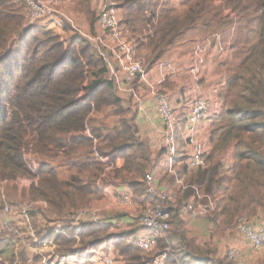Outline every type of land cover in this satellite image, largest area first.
<instances>
[{
  "label": "trees",
  "instance_id": "1",
  "mask_svg": "<svg viewBox=\"0 0 264 264\" xmlns=\"http://www.w3.org/2000/svg\"><path fill=\"white\" fill-rule=\"evenodd\" d=\"M71 1L86 20V31L95 37L99 9L94 8V0ZM113 1L121 28L148 71L162 64L187 33L199 27L208 30L219 20L220 12L216 11L223 5L232 14L220 18V28L244 20L248 28L245 37L236 38L229 46L236 62L229 65L222 61L219 66L226 78L217 92L221 107L209 119L212 151L205 158L212 165L197 172L186 166V105V111L178 113L173 166L180 180L215 198L213 221L223 228L232 226L243 214L264 211V0H181L179 7L173 0ZM23 9L21 0H0V181L30 180L24 199L46 203L58 218L70 217L104 200L102 186L117 183L127 185L136 201H151L145 177L156 168L152 148L140 137L135 116L130 117L116 78L110 76L106 57L66 22L62 23L66 38L46 23L23 32ZM162 86L173 84L167 79ZM109 109L120 118L119 125L110 130L98 126L94 118ZM88 128L92 136L87 134ZM230 147V168L222 162L214 164V158ZM83 149H91L97 156L74 164L72 168L78 173L62 179L53 164L71 159ZM28 155L38 157V168L33 170ZM168 155L167 145L157 153L160 158ZM84 173L89 174L86 180ZM161 181L178 190L174 177L165 175ZM193 194L190 189L180 200ZM185 222L179 210H172L170 224L175 231L168 237L173 250L168 264H181L179 251L190 247L183 231ZM45 229H37L39 238L53 241L60 256L98 251L107 243L114 247L116 260L125 264H142L153 258L138 247L134 231L113 235L109 224L66 222L60 226L58 220H52ZM171 239H176L178 248ZM12 246L0 240L1 264H42L40 256L30 258L25 251L15 258ZM167 246V241L160 239L158 253ZM6 255L13 256L8 259ZM198 257L210 261L206 256ZM217 262L236 264L228 258Z\"/></svg>",
  "mask_w": 264,
  "mask_h": 264
},
{
  "label": "built area",
  "instance_id": "2",
  "mask_svg": "<svg viewBox=\"0 0 264 264\" xmlns=\"http://www.w3.org/2000/svg\"><path fill=\"white\" fill-rule=\"evenodd\" d=\"M25 6V32L31 26H36L41 23L54 24L63 22L68 23L76 30L84 39L94 44L103 56L106 57L109 68L113 67L115 62L125 76V83L128 86L129 92H134V84L141 83L148 87L151 95L154 98L155 108L163 124L164 133L167 141V146L170 147L171 155H168L166 162L168 173L175 178L176 187L181 194L188 190H194L192 197L181 201L177 194L169 188L163 187L157 180L153 172H148L145 177L147 191L152 198V205L145 207L140 218V224L146 231L144 235L137 238V245L145 255L154 252L158 247V241L164 239L168 246L162 251L153 256L150 260H144L142 264H168V258L172 256V247L168 242L169 231L171 228L170 220L172 218V210H179L185 221H212L213 214L216 212V200L210 195L201 192L196 185H188L185 181L180 180L177 169L173 166L175 155V132L179 123L178 112L174 111L171 106L170 97L167 93L158 90L156 83L150 75V72L145 67V60L142 57H137L135 47L132 41L129 40L128 33L121 28V16L117 4L113 0H103L99 8V27L107 34V37H94L83 32L78 28L70 15H67L62 10V4L70 0H21ZM209 37L198 44L194 49V59L191 68V73L199 82L203 67L206 63V54L208 49L215 42L217 47L222 49L221 41L218 35ZM223 51V49H222ZM112 56V59L110 58ZM162 65V64H161ZM160 65V66H161ZM163 66V65H162ZM161 71L163 67L160 68ZM114 71H112L113 73ZM220 107H217L211 99L197 94L193 96L188 106V122L183 133L188 159L186 166L192 172L208 169L212 164L206 160V156L210 155L211 148L200 139V127L206 124L211 116L216 113ZM32 165L36 166V161L31 160ZM226 168H230L233 163L232 158L226 159L223 162ZM14 181V180H13ZM20 182V179L15 180ZM26 182V187L29 188L28 181L23 178L22 182ZM31 182V181H30ZM43 208L47 207L44 202H36ZM113 204L118 207H129L133 205V198L130 194L117 196L113 200ZM48 208V207H47ZM87 210V211H86ZM9 207L5 208V220L3 223V233L6 237L17 238L23 237V233L18 225L13 222L8 216ZM26 217L31 221L28 214ZM72 223L79 225L78 221L84 217L88 218V222H93L97 225L109 224L107 219H102L98 210L91 207L81 210L72 216ZM76 217V218H75ZM250 219L249 215H242L237 219L235 224L236 231L239 232L245 239L246 244L255 252L261 251L264 248V227L257 226L252 222L246 221ZM62 224H60L61 226ZM32 236L34 233L32 232ZM35 237V236H34ZM44 249H50L48 257H44L42 249L40 251L42 264H116V259L110 255H103L98 251H90L91 258L80 260L74 256H60L57 254V247L53 241L40 242L36 240ZM34 250V249H33ZM227 258L234 262L238 261V252L235 249L229 250Z\"/></svg>",
  "mask_w": 264,
  "mask_h": 264
},
{
  "label": "rangeland",
  "instance_id": "3",
  "mask_svg": "<svg viewBox=\"0 0 264 264\" xmlns=\"http://www.w3.org/2000/svg\"><path fill=\"white\" fill-rule=\"evenodd\" d=\"M69 2H72L71 0ZM73 4V3H72ZM220 4V3H218ZM218 9L217 12H220L218 18L220 20L221 17L225 15V13L232 14V10L228 7ZM63 10V9H62ZM222 12H221V11ZM64 11V10H63ZM65 12V11H64ZM66 13V12H65ZM67 14V13H66ZM69 15V14H67ZM239 19V18H238ZM219 20H214L211 23V26L209 29L205 30L202 27L197 28L194 31H190L187 33L185 37L180 39L179 44L173 48L169 53L168 56L165 58V63H163L161 66H156L155 69L158 71L156 74L154 73V80L156 82V86L158 90H161L162 92H165L169 95L170 101H171V106L174 111H176L175 107L176 106H181V108L186 109V105L190 104V101L192 100L193 96L195 95V90L198 91L199 87V82L195 79L194 75L191 73V68H190V60H191V55L192 51L195 47V45L198 42H203V40L209 37L215 38L216 35L219 36L220 41H221V46L222 49L216 46L214 47V44L208 49L207 54H206V63L209 62V71L211 72V76L217 75L219 70L220 63L222 61H227L229 62V65L233 64L236 62L234 59L232 52L229 49L230 44L234 42L236 38L243 40V37H245V34L247 32V26L245 25L246 23L244 20H237L236 25L233 26H225L221 27L217 25V22ZM77 21V20H76ZM78 23V21H77ZM97 32V31H96ZM92 34V32L90 31ZM96 34V33H94ZM99 35V33H97ZM96 34V35H97ZM95 35V36H96ZM212 39V41H213ZM217 50H216V49ZM100 49V48H99ZM215 50L219 53H215ZM194 59V56H193ZM167 60H171L167 61ZM188 61V63H187ZM193 61V60H192ZM188 64V65H187ZM187 65V67H186ZM192 66V65H191ZM161 67H163V70L161 71ZM110 69V76H116V72L119 70L115 67V65ZM179 70L181 71L180 75ZM112 71H114L112 73ZM155 71V70H154ZM153 72V71H152ZM151 75V74H150ZM226 75V73H225ZM220 76V75H219ZM169 79L171 83L175 84V87H167L164 88L162 87V84ZM201 80V79H200ZM199 80V81H200ZM195 83H198L197 86ZM139 86L145 87L146 90L148 91V87L139 83L134 87V92H121L122 96H125L126 98L123 100H127L129 98L130 100V105L125 103V106L130 110V117L133 115L135 116V120L137 122V114L139 112L138 108V103L134 104L133 101L134 99H140L141 97H135L136 95V90L138 89ZM161 88V89H159ZM136 89V90H135ZM182 89L184 90L182 92ZM149 92V91H148ZM150 96L151 93L149 94ZM121 96V97H122ZM123 98V97H122ZM143 98V96H142ZM151 100L154 102L153 96L151 97ZM136 102V101H134ZM128 103V102H127ZM155 105V102H154ZM134 107V108H133ZM177 108V107H176ZM155 114L158 115V112L155 108ZM159 116V115H158ZM157 117V116H156ZM97 120V125L101 127H105L106 129L110 130L114 126L119 125L120 123V118L118 116H115V113L109 109L101 114H98L94 117ZM92 119V118H91ZM161 121V119H160ZM161 128L159 130V135L155 139H150L148 137V142L152 148L153 152V158H154V165H156V168L154 169L153 173L156 174L158 179L161 181V177L165 175H170L168 173V167H167V162L163 158L161 159L159 156H157V153L160 148H163L164 146L167 145L166 137L164 136V128L163 124L161 122ZM87 134L92 136L90 128L87 130ZM142 137V136H141ZM145 139V138H144ZM97 156V154L92 152L91 149H83L79 154H76L72 156L71 159H61V161L58 160V162L53 164L54 168H57L58 172L60 173V176L62 179H68L70 176L76 175L77 169H73L72 166L74 164H84L85 162H88L89 160H92L93 157ZM29 160H37L38 157L34 155H28ZM39 165L38 163L36 166H33V170L35 168H38ZM88 173H84L83 179L86 180L88 177ZM171 176V175H170ZM23 178H20V182H16L13 180H5V181H0V240L2 243L5 245V242H10L13 246L11 250L14 252L15 258L19 256V254L23 251H25L30 258H34V256H40V251L44 249V245H40L39 243L36 242V240L43 242L44 240L40 239L38 234H37V229L38 230H46L45 227L53 220H58L60 224H64L66 222H73L72 217H64V218H58L55 214L49 211V209L43 208L37 204L33 203H28L24 199V193L28 188L26 187V182H22ZM28 184H30V180H28ZM174 191V189H173ZM177 193V196L180 198V195L182 197L183 194L178 193V190L175 191ZM134 204V202H133ZM147 205H152L150 200L148 201ZM9 207L10 212L8 216L12 218L13 222H15L16 225L21 229L23 233V237H17V238H9L6 237L5 234L3 233V223L5 220V208ZM93 208V207H91ZM94 209V208H93ZM145 209V208H144ZM85 210V209H84ZM87 211V210H86ZM144 211V210H143ZM142 211V213H143ZM26 214L29 215L31 218V221L26 217ZM100 213V211H99ZM141 213V216H142ZM102 219H106V216L104 217L103 212L100 214ZM243 215H249L248 220L249 222H252L253 224H257L256 220L253 218L252 213H246ZM242 216V215H241ZM240 216V217H241ZM76 218V217H75ZM88 218L84 217L78 221V223L82 222H88ZM237 221V220H236ZM235 221V222H236ZM196 222V221H193ZM199 222V221H198ZM205 222V221H204ZM212 225H214L213 230H212V236L217 240L218 237L221 236L220 230L217 228L218 224L215 223V221H210ZM238 224V223H237ZM237 224H233L230 227H227V229L230 230H236ZM220 226V225H219ZM260 226V225H257ZM264 227V226H263ZM175 231L174 226L170 229L169 235ZM32 232L34 233V236H32ZM209 243L206 244V246ZM205 246V247H206ZM34 249V250H33ZM156 250V251H155ZM154 252L155 254L158 253V248L155 249ZM51 250L50 249H44L43 254L44 257H48L50 254ZM99 252L103 255H107L106 252V245H102ZM154 252L149 254L148 256H154ZM255 253V264H264V248L261 251H253ZM229 251H227V254ZM13 255H6L5 258L11 259ZM112 256V255H111ZM232 261V260H230ZM234 262V261H232ZM236 263V262H234ZM1 264V260H0Z\"/></svg>",
  "mask_w": 264,
  "mask_h": 264
},
{
  "label": "crops",
  "instance_id": "4",
  "mask_svg": "<svg viewBox=\"0 0 264 264\" xmlns=\"http://www.w3.org/2000/svg\"><path fill=\"white\" fill-rule=\"evenodd\" d=\"M180 1L181 0H173V4L176 7H179ZM102 2L103 0H94V3H93L94 8L99 9ZM62 9L73 18L78 28H80L83 32L88 33L86 30L89 29V26L86 20L83 18L82 15H80V13L76 9V6L72 4V2L67 1L66 3L62 4ZM23 14L25 15V9H23ZM76 20L78 21V23ZM49 26L52 28H55L56 31L64 38L67 37V35L64 32L62 24L54 23V24H49ZM97 31L99 35L97 34L96 37L98 36L104 37V38L107 37V34L104 33L100 27L97 28ZM201 42H198L195 45V47ZM213 44H214V47L216 46L217 48V44H215V42ZM194 49L191 55L190 68L192 67L191 65H193L192 60L194 56ZM216 50H215V53H219ZM110 58L112 59V56H110ZM165 61L166 60H163V63H165ZM167 61L171 62V60H167ZM114 65L119 70L118 72H116V76L115 75L114 76L116 78V83H117L119 94L120 96H122L121 92L128 93L127 91L128 86L125 83V76L123 72L120 70V68L115 62H113V66ZM208 65H209V62L205 63L203 67L202 75L200 78L201 80L199 81V87H198L199 90L198 91L195 90V92L197 94H201L211 99L215 104H217V107H221V104L217 97V92H218V87L220 85H223V83L225 82L226 75L225 73H222L220 70H218V73H216L217 75L212 77L211 72L209 71L210 66ZM149 72L151 74V77L154 78V73L156 74L158 71L154 67ZM179 72H180L179 73L180 75H184V74H181L180 70ZM138 84L139 83L136 82L134 86ZM172 84H173V87H175V84L174 83ZM195 84L197 86L198 83H195ZM184 90L182 89V92ZM148 91L146 90L145 87L139 86L138 89L136 90L135 97L140 96L141 98L137 100L134 99V101L136 102L133 101L134 104L138 103V108H139L136 123L139 126L140 137L142 136L141 138L147 142L149 140L148 137L150 139H155L159 135L158 133L162 126L160 117L157 114H155V105H154V102L151 100L152 96L149 95L150 91L149 92ZM122 97L123 99L126 98L125 96H122ZM124 102H126V104H129L130 103L129 98L127 100H124ZM176 107L175 109L179 114L182 112L181 110L183 111L185 110L181 108V106H176ZM199 132H200L201 141L205 142L208 146H210L211 151H212V147L209 142L210 121H208L206 124H202ZM232 152H233V148L232 147L228 148L221 154L217 155L214 158L213 163L214 164L218 162L223 163L226 159L232 158ZM163 159L166 160L167 157L166 158L164 157ZM122 165H123L122 161H119L118 166L121 167ZM152 171H155V170H152ZM157 180L161 186L170 188V186H168L167 183H163L162 181L158 179V177H157ZM102 188H104V191L106 193V198L102 201L94 202L91 205V207L100 211V214L101 212H103L104 214L103 216L104 217L106 216V219L109 222V226H111V234L115 235L118 232L134 231L136 240L138 237L144 235L146 231L142 228L140 224V218H141L142 211L144 210L145 207L148 206L147 205L148 201H146L145 198H142L139 201H136L135 199H133L134 204L132 206L118 207L113 204L114 198H116L117 196H123L125 194L131 195L133 191L127 185H122L119 183L115 185H111V186H102ZM150 202L152 203V198ZM252 216L257 222L256 225L264 226V211L257 210L254 214H252ZM213 227L214 225H212L210 221H205V222L204 221H199V222L186 221L185 222L183 231L185 233L187 242L190 244V247L187 248L184 252L179 251L178 260L181 261V264H217L218 263L217 261H222L227 258V251L231 249H235L238 252V261L236 262V264H255L256 263L255 253L246 244L245 239L239 232H237L236 230H230L227 228H223L218 225L217 228L220 230L221 236L218 237L217 240L215 241V239L212 236ZM171 241L173 245L177 246L178 248L179 244L176 241V239H171ZM207 243L209 244L206 246ZM105 245H106L105 253L110 256L112 255V257L116 259V253H115L114 247L107 243ZM202 255L206 256V258L210 261H205L203 258L198 257ZM91 256H93V254L91 255L90 251H87L83 254L82 253L80 255L78 254L75 257L80 260H87L91 258ZM116 264H125V263H123L122 261L116 260Z\"/></svg>",
  "mask_w": 264,
  "mask_h": 264
},
{
  "label": "bare ground",
  "instance_id": "5",
  "mask_svg": "<svg viewBox=\"0 0 264 264\" xmlns=\"http://www.w3.org/2000/svg\"><path fill=\"white\" fill-rule=\"evenodd\" d=\"M137 243V242H136Z\"/></svg>",
  "mask_w": 264,
  "mask_h": 264
}]
</instances>
